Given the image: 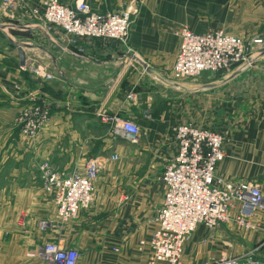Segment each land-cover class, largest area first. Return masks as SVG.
<instances>
[{
  "label": "crops",
  "instance_id": "crops-1",
  "mask_svg": "<svg viewBox=\"0 0 264 264\" xmlns=\"http://www.w3.org/2000/svg\"><path fill=\"white\" fill-rule=\"evenodd\" d=\"M42 1L0 2V20L17 29L26 62L33 57L53 75L43 80L21 70L16 47L0 51V264H41L38 249L48 241L78 249L76 264H143L165 192L160 175L177 152L172 127L180 123L221 132L225 157L216 174L257 182L263 194L252 227L234 221L212 229L198 225L182 262L236 258L238 264H264V50L253 53L246 69L181 81L170 74L180 25L196 33L224 30L247 42L261 37L264 49V0H207L218 3L204 11L189 5L193 0H86L99 13L127 6L137 12L125 41L75 42L47 32L27 14ZM33 101L49 105V119L30 140L14 119ZM109 117L137 123L138 141L115 132ZM113 153L115 160L109 159ZM91 158L104 160L93 205L63 225L54 222L55 204L39 165L47 162L65 174ZM41 221L54 224L41 230ZM255 247V262L248 263Z\"/></svg>",
  "mask_w": 264,
  "mask_h": 264
},
{
  "label": "built area",
  "instance_id": "built-area-1",
  "mask_svg": "<svg viewBox=\"0 0 264 264\" xmlns=\"http://www.w3.org/2000/svg\"><path fill=\"white\" fill-rule=\"evenodd\" d=\"M23 0H0L7 7L19 5ZM135 2L139 0H133ZM27 14L40 22L47 32H55L75 42L77 38H108L125 41L137 8L123 7L104 13L94 11L86 0H73L67 5L60 0H43L41 7L26 9ZM178 49L171 69V78L181 81L195 79L205 72L246 69L252 65V55L263 49L261 37L250 42L224 30L196 33L186 25L174 31ZM82 51V47L78 48ZM33 77L50 80L53 75L45 65L35 64L33 57L19 66ZM129 97L132 94L128 95ZM49 119V105L33 101L16 115L20 133L26 139L36 138ZM115 132L136 143L141 129L130 119L109 117ZM177 152L168 160L160 178L165 187L163 202L155 215L157 226L148 241L150 255L143 264H184L185 245L198 225L215 228L234 221L245 228L252 227L250 218L263 203V194L257 182L226 180L216 174L217 164L225 157L224 136L221 132L180 123L172 127ZM113 153L109 159L115 160ZM104 160L88 159L81 170L60 173L43 162L39 165L44 188L51 193L55 204V221L65 224L89 209L95 198V180ZM41 221L39 229L54 224ZM144 244V241H140ZM246 255L248 263H254L252 254ZM41 264H76L80 256L74 247H62L54 241L45 242L39 248ZM224 264H238L236 258H222ZM202 264H212L204 262Z\"/></svg>",
  "mask_w": 264,
  "mask_h": 264
},
{
  "label": "rangeland",
  "instance_id": "rangeland-1",
  "mask_svg": "<svg viewBox=\"0 0 264 264\" xmlns=\"http://www.w3.org/2000/svg\"><path fill=\"white\" fill-rule=\"evenodd\" d=\"M188 1V0H187ZM216 2L215 4H217ZM185 4H187L185 2ZM212 4L210 1L207 0H193L189 2V5H196L197 10L204 11L203 9L207 7L208 5H215ZM202 15V14H200ZM199 19L204 20L203 17H200ZM219 20V16H216V21ZM9 21L4 19L0 20V51H4L6 49H15V46L11 44L10 40H13L15 43H18L19 40H21L17 36V29L14 28V26H9ZM210 74H216V72H210ZM195 97L194 95H189V98L193 99ZM15 120V119H14ZM93 205V203H92ZM91 205V206H92ZM38 255H39V249H38ZM40 257V255H39Z\"/></svg>",
  "mask_w": 264,
  "mask_h": 264
},
{
  "label": "water",
  "instance_id": "water-1",
  "mask_svg": "<svg viewBox=\"0 0 264 264\" xmlns=\"http://www.w3.org/2000/svg\"><path fill=\"white\" fill-rule=\"evenodd\" d=\"M16 48H17V53L19 55V65H24L25 64V51L23 49V45L22 44H19V43H15L13 40L10 41ZM264 50V49H263ZM262 50V51H263ZM240 69H243L242 67L239 68Z\"/></svg>",
  "mask_w": 264,
  "mask_h": 264
}]
</instances>
